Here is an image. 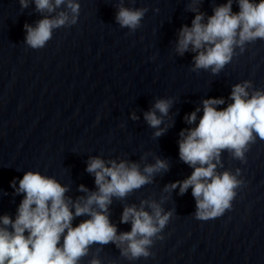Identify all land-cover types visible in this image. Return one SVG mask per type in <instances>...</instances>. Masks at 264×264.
<instances>
[{
	"label": "water",
	"instance_id": "obj_1",
	"mask_svg": "<svg viewBox=\"0 0 264 264\" xmlns=\"http://www.w3.org/2000/svg\"><path fill=\"white\" fill-rule=\"evenodd\" d=\"M225 0H78V11L67 0L37 9L34 0H0V214L15 217L24 193L9 183L27 170L54 177L65 186L70 209L98 189L94 174L86 170L88 158L135 162L141 172L157 158L167 168L144 173L151 178L123 196L112 195L107 206L117 233L127 231L122 222L125 206L145 208L152 202L169 212L166 223L150 238L147 255L132 256L122 248L127 242H91L77 264H264V138L255 135L237 157L222 148L215 171L225 170L240 181L230 207L210 218H197L191 186L179 185L193 170L178 154L181 129L194 127L202 100L223 97L231 102L232 85L248 80V91L264 90V38L234 45L231 58L216 72L211 66L194 67L191 49L176 51L181 25L191 24L195 11L203 19ZM120 5L143 8L135 28L115 19ZM232 10H238L232 0ZM195 9V11L193 10ZM61 11L68 20L51 29L42 46L24 40L27 22ZM76 19L72 22V17ZM170 98L161 124L150 125L143 113L155 100ZM200 106L196 121L186 114ZM132 113L136 118H132ZM165 130L155 135V128ZM237 169L239 171L237 172ZM83 184L85 187L81 188ZM169 185V187H165ZM91 207L100 210L93 203ZM90 214L74 215L75 225ZM7 227H11L8 225ZM63 234H61V243Z\"/></svg>",
	"mask_w": 264,
	"mask_h": 264
},
{
	"label": "clouds",
	"instance_id": "obj_2",
	"mask_svg": "<svg viewBox=\"0 0 264 264\" xmlns=\"http://www.w3.org/2000/svg\"><path fill=\"white\" fill-rule=\"evenodd\" d=\"M62 2L64 0H34L37 9L47 8L49 11ZM20 3L25 6L28 0H20ZM237 3L238 10L233 11L232 0H225L214 7L207 20L203 19L202 12L193 9L195 15L191 24L181 25L178 30L176 51L182 54L191 45L196 53L192 57L194 67L211 66L216 72L231 58L234 45H242L256 37L264 38V0H237ZM67 7L73 13L77 12L78 0H67ZM143 12V8L120 5L115 19L121 26L135 28ZM75 19L73 16L72 22ZM66 20L67 13L61 11L53 18L42 17L35 25L25 22V42L32 47L42 46L50 37L51 29ZM250 83L244 80L232 85L231 102L223 108L216 107L224 103L223 97L204 98L195 126L180 130L182 138L178 140V154L193 166V170L182 180L172 181L170 187L179 185V192L183 193L191 186L197 218L214 217L230 207L234 188L240 183L227 170L215 171L214 159H219L220 150L230 148L235 156L243 157L247 143L255 138L254 134L264 138V90L254 89L250 94ZM170 104V98L155 100L152 109L143 113L144 119L152 126L160 125L163 117L153 109L167 114ZM200 110L198 105L186 114V120L189 123L196 121V113ZM131 115L136 118L135 113ZM164 130L156 127L154 134L159 136ZM167 166L165 160L157 158L155 163L145 165L141 172L135 162L112 160L106 164L101 157L91 156L86 170L94 174L98 189L91 192L83 203L74 202V211L64 197L65 186L54 177L33 170L25 171L18 183L13 177L9 183L16 192L24 195L14 218L0 214V264H77V258L94 241H112L117 246L126 241L127 246L121 249L122 252L132 256L147 255L146 245L151 243L150 238L163 227L170 213L162 214L161 207L155 202L150 204L151 213L143 207L125 206L120 219L122 222L131 220V227L117 233L106 209L112 195H125L151 178L144 173ZM80 187L85 186L81 184ZM93 203L100 210L91 207ZM82 213L90 215L73 225V216ZM90 264H99V260L93 259Z\"/></svg>",
	"mask_w": 264,
	"mask_h": 264
}]
</instances>
